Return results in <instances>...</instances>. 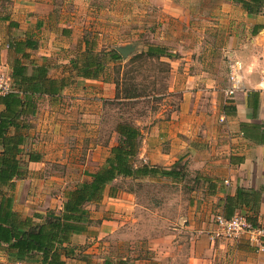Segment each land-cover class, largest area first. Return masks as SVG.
Wrapping results in <instances>:
<instances>
[{"label": "rangeland", "instance_id": "374dc122", "mask_svg": "<svg viewBox=\"0 0 264 264\" xmlns=\"http://www.w3.org/2000/svg\"><path fill=\"white\" fill-rule=\"evenodd\" d=\"M26 1L40 3L42 10H45L42 14L49 12L48 18L42 17L40 30L29 29L30 35L38 42L35 49L28 51L37 61L46 56L53 76L62 75L65 67L69 66V60L84 48V36L95 41L96 50L133 44L135 50L132 56L146 50L149 44H160L184 58L167 59V63L146 58L129 63V59H126L119 67L110 63L107 78L120 80L121 95L126 89H136L142 94L137 98L114 100V95L106 94L107 87L102 88L99 83L67 77L69 88L51 106L45 100H39L42 104L35 120L38 137L47 136L59 147L49 156L47 166L32 169L29 177L16 181L12 190L7 189L15 205L20 202L41 204L45 193L48 194L47 200L51 198L53 203L63 200L67 190L88 179L89 174L97 169L94 164L96 160L100 162L98 167L104 163L110 146L116 142L114 127L117 121H131L146 131L149 123L157 118L168 119L178 109L181 97L178 91L170 90L176 73L215 72L224 81L227 79L230 55L225 50H229L234 41L230 34L217 31L215 26L218 21L213 19L214 11L220 0H174L180 8L191 11L189 19L167 13V0ZM18 2L3 1L0 16L5 12L11 14L18 7ZM199 10L202 11L201 15L197 13ZM30 19L32 23L36 20ZM62 28L64 32L59 31ZM24 30L21 27L7 28L4 22L0 23V72L6 75L10 72L9 63L14 56L8 44L23 38ZM254 37L253 33L246 35V39ZM187 56L190 59L187 60ZM97 93L100 96L95 95ZM86 108L89 112L85 111ZM51 118L54 123L50 125L54 127L49 132L45 129L48 123L43 122ZM57 121L65 123L60 125ZM170 141L165 139L167 143ZM135 161L139 164L137 159ZM180 164L187 169L184 163ZM192 180L189 175L175 182L162 178L140 181L118 178L114 186L137 189L135 200L140 205L135 209L130 208L128 213L123 212L121 218L126 222L121 225L118 236L111 237L105 256L124 264H139L144 261V256L155 254L176 240L184 244L181 254L189 253V248L185 246L190 245V234H197V225L193 223L190 229L185 228L181 220L189 218L192 212L188 206L190 193L185 191L187 187H194L196 181ZM212 217L209 213L203 221L206 222L203 226L205 230ZM202 228H198L200 233L197 235L207 239L206 231H202ZM171 230L177 234L174 239L165 237L166 231ZM151 247L154 250L149 249ZM92 260L93 264L103 263L102 259Z\"/></svg>", "mask_w": 264, "mask_h": 264}, {"label": "crops", "instance_id": "0c3cea01", "mask_svg": "<svg viewBox=\"0 0 264 264\" xmlns=\"http://www.w3.org/2000/svg\"><path fill=\"white\" fill-rule=\"evenodd\" d=\"M167 2L165 11L170 15L183 19L191 17V11L180 8L174 0ZM219 3L213 19L218 21L215 22L217 31L230 34L234 41L229 50H225V47L222 49L242 62V88L232 97H227L224 93L227 79L224 81L223 77L215 72L176 73L170 90L181 94L178 109L168 119L157 118L149 123L146 131L140 128L142 139L137 154L139 163L169 167L179 160L187 166L186 176H191L193 182L196 178V182L194 187H187L185 190L190 193L188 206L192 212L189 218L184 217L181 221L185 228L189 229L195 223L197 234L200 233L198 228L206 225L203 221L209 213L211 217L216 212L225 213L226 196L233 195L237 188L257 191L259 198L256 208L251 209L250 206L243 205L235 209V212L250 214L254 217V222L264 224V9L259 14L252 15L238 2L220 0ZM17 5L10 16L19 23V28L25 29L23 38L31 34L29 29L40 30L42 17L48 18L49 12L42 14L45 10H42L40 3L34 1L30 3L19 0ZM201 12L197 11L199 15ZM31 17L36 19L34 23ZM224 22L226 24L223 25ZM253 30L256 31L254 39H246L247 33L251 34ZM35 40L37 44L38 41L36 38ZM178 57L177 60L184 58ZM186 59L190 58L187 56ZM64 73L58 77L65 75ZM49 75L57 77L53 76L50 70ZM82 80L87 83H99L102 88L107 87V95H114L113 83L99 79ZM68 86L62 90L61 96ZM95 95L100 96L98 93ZM40 100H45L50 106L53 103L46 96ZM41 104L39 102L24 146L28 151H36L41 156L38 161H28L30 172L27 177L31 175L32 169L47 166L49 156L59 147L58 143L47 136L38 137L36 118ZM85 111L89 112L87 108ZM89 117H92L91 114ZM43 123H48L44 126L49 132L54 127L50 125L54 123L53 118ZM58 123L61 125L65 121ZM165 139H171L170 143L165 142ZM94 164L98 168L100 162L96 160ZM156 178L174 182L176 180L167 177H147L144 180ZM108 190L107 186L99 202L85 205L90 222L84 232L71 235L70 243L78 248L72 257L64 259L66 264H93L92 259L96 261L97 258L102 259V264H124L120 260H111L105 253L109 249L111 237L118 236L121 225L126 222L121 218L123 212L128 213L130 208L135 209L140 205L135 200L137 189L117 188L114 195H110ZM47 199L48 194L45 193L41 204L20 202L15 205L14 200L13 209L23 216L44 214L47 209H54L56 212L62 209V200L56 204L51 198ZM209 221L208 229L202 228V231H206L207 239L194 233L190 234V245L185 246L189 248L186 255L181 254L183 242L176 240L155 254L144 256V261L139 264H264V251H257L244 241L212 240L209 235L212 229L211 219ZM165 237L174 239L177 234L173 230L166 231ZM149 249L154 250L153 247ZM0 262L28 264L8 262L1 250Z\"/></svg>", "mask_w": 264, "mask_h": 264}, {"label": "trees", "instance_id": "16d2710c", "mask_svg": "<svg viewBox=\"0 0 264 264\" xmlns=\"http://www.w3.org/2000/svg\"><path fill=\"white\" fill-rule=\"evenodd\" d=\"M0 0V6H3ZM241 4L252 15L262 11L264 0H231ZM7 28L19 27L9 12L0 16V23ZM65 29L62 28L61 32ZM252 33H256L255 30ZM84 48L69 60V66L61 77L49 75L46 56L40 61L33 59L29 49L37 47L36 40L27 35L8 44L14 56L9 63L10 89L0 95V250L8 262L36 264H66L65 258L72 257L78 246L70 243L72 234L84 232L90 222L86 204L97 203L102 199L105 188L114 195L119 187L114 183L118 178H130L135 181L147 177H167L182 180L186 171L179 160L169 167L136 164L141 145L140 128L128 120L117 121L114 132L116 142L110 146L109 155L104 163L89 174V178L64 193L62 209L56 212L47 209L44 214L34 213L23 216L13 209L12 190L15 180L29 175L28 161H38L40 153L25 149L28 131L39 107V100L44 96L54 101L61 96L68 86L67 77L81 79H99L114 84V100H128L142 94L136 89H126L121 95L118 78H107L109 64L119 67L123 58L114 48L96 50V43L83 37ZM167 46L149 44L146 50L133 54L128 62L133 63L142 58L156 59L167 63L165 59L176 58ZM196 178H194V181ZM259 193L237 188L233 195L226 196L224 205L226 217L234 214L235 209L244 206L256 208ZM251 201V203H250ZM248 218L255 221L252 215Z\"/></svg>", "mask_w": 264, "mask_h": 264}, {"label": "built area", "instance_id": "2783aa9c", "mask_svg": "<svg viewBox=\"0 0 264 264\" xmlns=\"http://www.w3.org/2000/svg\"><path fill=\"white\" fill-rule=\"evenodd\" d=\"M242 62L230 56L227 72V86L224 93L232 97L242 88ZM10 89L9 75L0 72V95ZM212 240L230 242L244 241L257 251H264V224L250 220L241 212H235L230 217L223 213H216L212 217V229L209 232Z\"/></svg>", "mask_w": 264, "mask_h": 264}, {"label": "water", "instance_id": "95a60500", "mask_svg": "<svg viewBox=\"0 0 264 264\" xmlns=\"http://www.w3.org/2000/svg\"><path fill=\"white\" fill-rule=\"evenodd\" d=\"M115 49L121 54L123 60H126L131 57L130 55L135 50V46L133 44H124L121 46H115Z\"/></svg>", "mask_w": 264, "mask_h": 264}]
</instances>
